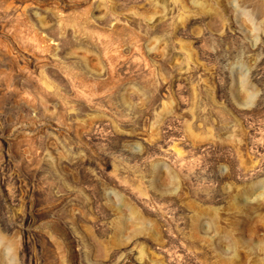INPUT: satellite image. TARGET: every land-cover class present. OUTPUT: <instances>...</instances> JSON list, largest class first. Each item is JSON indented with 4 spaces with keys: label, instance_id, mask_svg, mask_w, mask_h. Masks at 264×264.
Instances as JSON below:
<instances>
[{
    "label": "rangeland",
    "instance_id": "374dc122",
    "mask_svg": "<svg viewBox=\"0 0 264 264\" xmlns=\"http://www.w3.org/2000/svg\"><path fill=\"white\" fill-rule=\"evenodd\" d=\"M0 264H264V0H0Z\"/></svg>",
    "mask_w": 264,
    "mask_h": 264
},
{
    "label": "bare ground",
    "instance_id": "6f19581e",
    "mask_svg": "<svg viewBox=\"0 0 264 264\" xmlns=\"http://www.w3.org/2000/svg\"><path fill=\"white\" fill-rule=\"evenodd\" d=\"M55 42V41H54ZM56 44V43H55Z\"/></svg>",
    "mask_w": 264,
    "mask_h": 264
}]
</instances>
